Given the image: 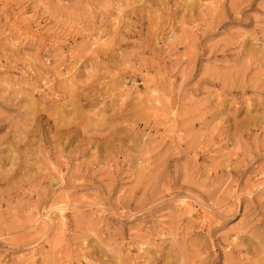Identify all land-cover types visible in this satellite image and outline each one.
Returning <instances> with one entry per match:
<instances>
[{"label":"rangeland","instance_id":"1","mask_svg":"<svg viewBox=\"0 0 264 264\" xmlns=\"http://www.w3.org/2000/svg\"><path fill=\"white\" fill-rule=\"evenodd\" d=\"M0 264H264V0H0Z\"/></svg>","mask_w":264,"mask_h":264},{"label":"bare ground","instance_id":"2","mask_svg":"<svg viewBox=\"0 0 264 264\" xmlns=\"http://www.w3.org/2000/svg\"><path fill=\"white\" fill-rule=\"evenodd\" d=\"M62 203H53V204H51L48 207V209L46 210V217L50 218L51 215L55 214L56 216L59 217V219L61 221L64 220L65 219V210L67 208Z\"/></svg>","mask_w":264,"mask_h":264}]
</instances>
